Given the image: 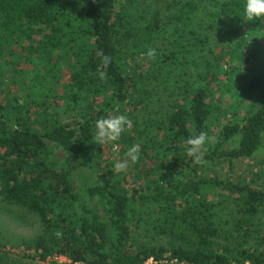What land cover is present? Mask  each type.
I'll return each instance as SVG.
<instances>
[{"label": "trees", "instance_id": "obj_1", "mask_svg": "<svg viewBox=\"0 0 264 264\" xmlns=\"http://www.w3.org/2000/svg\"><path fill=\"white\" fill-rule=\"evenodd\" d=\"M211 1L0 0V93L5 63L27 75L21 67L33 65L39 90L45 94L47 87L63 83L77 109L74 120L60 121L46 114L47 107L39 113L28 103L0 99V202L31 211L45 227L62 233L52 241L39 237L34 253L16 256L19 264H63L46 262L56 253L71 260L66 264H145L167 252L197 264H264V243L253 245L249 239L264 208V185L207 171L264 148V18L247 21L246 0H213L220 7L213 16H229L248 31L263 32L237 64H227L237 98L225 114L233 119L217 125L226 108L213 101L215 87H234L232 79L219 82V72L207 70L187 90L180 88L169 110L148 119L151 128L138 134L141 141L130 131L122 133L123 153L139 143L140 160L131 170L140 183L133 185L114 171V161L97 160L91 167L99 185L91 194L77 171L87 152L101 156L110 148V143H93L96 121L128 103L150 105L148 81H164L172 65L190 52L188 39L182 46L175 39L178 54L157 48L160 59L156 52L152 59L141 56L156 45L163 22L173 26L174 35L181 31L205 44L201 34L183 26ZM123 40L143 52L123 47ZM201 132L216 143L206 145L205 163L196 164L187 155L186 140ZM223 203L233 209L235 230L243 238L237 243L241 255L214 246L220 232L215 216ZM153 207L161 211L163 227L179 238L170 248L138 244L133 235L140 215Z\"/></svg>", "mask_w": 264, "mask_h": 264}, {"label": "rangeland", "instance_id": "obj_2", "mask_svg": "<svg viewBox=\"0 0 264 264\" xmlns=\"http://www.w3.org/2000/svg\"><path fill=\"white\" fill-rule=\"evenodd\" d=\"M206 7L195 11L190 21L183 26L186 32L195 31L197 34H201L205 40V44H196L190 35L181 31L179 34L176 33L174 35L173 26L163 22L160 34L153 41L156 45L151 44L148 49H154L156 56H159L160 59L157 48H161L162 52L166 54H171V51H176L178 54L180 52L179 48L175 46L173 40L177 39L175 42L182 46L186 39H188L191 45L189 48L190 52L185 53L183 59L172 65V71L167 76H164V81H152V79L148 81L146 86L150 93L149 100L152 101L150 105L128 103L125 110H120L112 115L128 116L132 121V126L127 131H130L131 135L138 141L142 140L138 134L146 132L147 129L151 128L148 119L156 117V111L163 114L169 110L172 102L180 94V88L184 86V89L187 90L191 82L194 83L200 80L201 72H206L207 70L210 72L217 71L221 75L219 82H228L229 80L227 79L230 76L227 73L229 68L227 64L231 63L233 65V61L237 64L238 57L249 50L253 46L255 39L263 33L248 31L241 26L237 19L229 16H221V18H219L220 16H213L212 13L220 9L213 0ZM122 46H127V49L134 50L135 52H138L137 50L143 52L142 48H134L131 41L126 45V40H123ZM223 53L228 56L224 57L223 60H219L218 57ZM143 54L147 55V53L143 52L141 56H144ZM175 56L177 58L178 55ZM137 58L139 59V56ZM4 66L5 75L2 77L1 100H12L21 104L28 103L34 111L39 113L42 112V108L47 107L46 114L54 120L72 121L75 119L77 109L73 107L70 99L67 98L68 89L63 86V83L58 82L54 86L52 85L50 89L47 87L48 92L44 94L39 90L41 87L37 85L38 83L33 76V65L20 66L24 71H28L29 75L20 69V73H17L12 64L5 63ZM230 82H232L234 87L228 83L227 86L223 85L222 90L220 87L218 88V85L214 90V103L222 101V108L227 109L220 112L219 119L216 120L217 125L222 122H228L232 117V113H228L230 110L229 105L235 102L237 96L235 94L236 84H234L233 79ZM225 111L228 112L225 114ZM36 116L34 117L37 118ZM115 143L119 145L118 152H114L112 144H110V148L101 154V156L96 151L87 152L85 154V162L79 163L77 166L79 177L85 181L84 188L87 192L91 194L95 193L96 187L99 185L97 174L91 167L95 161L102 160L106 162L110 160L116 162L118 159H123L124 136L121 135L120 140ZM136 144L139 145L138 142ZM233 144L235 145L237 142ZM133 166L130 165L127 172L118 173L126 174L131 183L136 185L140 181L131 170ZM207 171L210 176L216 175L232 180L243 177L254 181L256 185L262 186L264 185V148L250 158L235 160L231 163L223 162L218 164V166H210ZM218 206L215 220L220 228V232L215 238L214 246L215 248L225 250V252H233L235 255H238V245L243 242V238L239 237V233L235 230L233 209L228 203ZM160 215L161 211L158 207H153L140 215L138 225H135L133 230V235L138 244H145L156 248L161 246L170 248L179 241L177 236L163 227L159 221ZM254 222V232L249 238L250 244L264 243V208L257 214ZM54 228L57 229L55 226L53 228L45 227L39 217L31 211L17 205L0 202V264H19L16 256L21 252L34 253L35 248L33 244L39 237L52 241L57 232ZM236 237H239V239L235 240ZM233 264L238 263L234 262Z\"/></svg>", "mask_w": 264, "mask_h": 264}, {"label": "clouds", "instance_id": "obj_3", "mask_svg": "<svg viewBox=\"0 0 264 264\" xmlns=\"http://www.w3.org/2000/svg\"><path fill=\"white\" fill-rule=\"evenodd\" d=\"M244 17L247 21H255L264 18V0H246L244 8ZM147 56L152 59L155 57V50L149 49ZM105 67L110 63V58L105 56ZM101 79L104 78L105 72H99ZM132 126L131 119L126 115H115L108 118H100L95 123V136L93 143L101 146L112 144L114 152H118L119 145L115 142L119 141L122 133H125ZM215 139L210 137L206 132H201L198 135L191 136L186 140L187 155L193 158L196 164L205 163L202 159V153L207 151L206 145H214ZM140 146L132 145L127 152L124 153L123 159H118L114 164L116 172H127L130 165H135L140 160ZM57 238L61 237L62 233H55Z\"/></svg>", "mask_w": 264, "mask_h": 264}, {"label": "built area", "instance_id": "obj_4", "mask_svg": "<svg viewBox=\"0 0 264 264\" xmlns=\"http://www.w3.org/2000/svg\"><path fill=\"white\" fill-rule=\"evenodd\" d=\"M46 260H47L46 261L47 263H50L53 261L58 262V263H63V264L71 263V260L67 256L63 254H58V253L54 254L53 256L52 255L47 256ZM145 264H197V263H194V262H191L185 259H181L177 255H174L171 252H167L163 256L158 257V258H156L155 256L149 257L145 261ZM246 264H252V263L247 262Z\"/></svg>", "mask_w": 264, "mask_h": 264}]
</instances>
